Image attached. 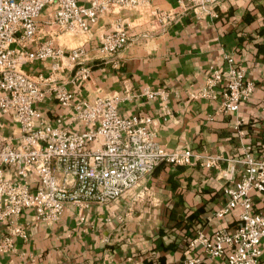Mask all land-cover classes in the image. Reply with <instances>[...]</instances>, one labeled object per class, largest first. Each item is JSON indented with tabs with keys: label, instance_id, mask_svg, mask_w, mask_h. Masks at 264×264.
<instances>
[{
	"label": "crops",
	"instance_id": "1",
	"mask_svg": "<svg viewBox=\"0 0 264 264\" xmlns=\"http://www.w3.org/2000/svg\"><path fill=\"white\" fill-rule=\"evenodd\" d=\"M153 4L172 12L174 19L151 25L148 12L126 8L101 17L86 36L54 37L56 45L84 43L88 50L85 63L91 75L79 91L81 97L116 95L120 114L151 116L155 139L168 150L190 148L240 158L250 146L255 157H263L264 0H220L217 16L204 18L175 0ZM118 17L128 28L129 41L113 65L96 47ZM38 22L42 41L50 37L45 10ZM228 57L254 81L251 97L235 112L221 110L220 97L190 98L189 92L204 84L213 67L227 66ZM23 69L33 76L47 75L50 60L27 63ZM144 87L164 90L167 97L140 95ZM37 106L52 122L63 111L54 98ZM63 124L77 128L70 118ZM224 184L214 168L161 163L139 186L108 204H68L49 223L34 220L33 211L24 210L13 221L25 227L28 238H17L14 251L0 254V264H187L192 257L200 258L196 264H225L199 247L188 248L199 230L211 234L237 224L238 208L214 216L227 201ZM254 207L264 208V193L254 196ZM10 224L12 220L0 223V236Z\"/></svg>",
	"mask_w": 264,
	"mask_h": 264
},
{
	"label": "built area",
	"instance_id": "2",
	"mask_svg": "<svg viewBox=\"0 0 264 264\" xmlns=\"http://www.w3.org/2000/svg\"><path fill=\"white\" fill-rule=\"evenodd\" d=\"M175 1L204 18L217 16L220 0ZM126 8L148 12L151 25L174 19L153 0H0V223L12 220L0 236V254L14 251L17 238H28L25 227L13 221L24 210H32L36 221L53 222L68 204L82 208L121 198L161 163L199 164L216 169L225 182L227 201L214 216L239 210L234 227L211 234L199 230L188 248L199 247L225 264H264V208L254 207V196L264 193V156L255 157L250 146L240 158L190 148L168 150L156 141L151 116L120 114L116 95L86 99L79 94L91 75L85 63L88 50L84 43L56 45L54 37L86 36L101 17ZM43 10L50 37L40 41L38 17ZM127 30L116 18L99 36L97 53L115 65L128 45ZM44 60H50L47 75L33 76L23 69ZM227 61L225 67H213L204 84L189 92L190 98L220 97L221 110L237 111L251 97L255 83L231 57ZM140 95L167 97L164 90L147 87ZM46 98H54L63 110L53 122L37 106ZM68 118L77 128L63 124ZM185 262L196 264L200 258Z\"/></svg>",
	"mask_w": 264,
	"mask_h": 264
}]
</instances>
